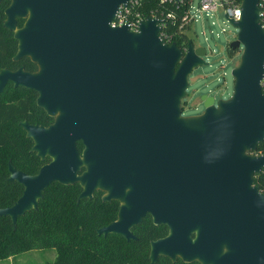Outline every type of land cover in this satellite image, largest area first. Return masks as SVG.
<instances>
[{
	"label": "water",
	"instance_id": "1",
	"mask_svg": "<svg viewBox=\"0 0 264 264\" xmlns=\"http://www.w3.org/2000/svg\"><path fill=\"white\" fill-rule=\"evenodd\" d=\"M130 1L11 0L4 27L19 43L14 60L29 58L38 71L3 70L0 96L9 83L34 91L54 122L20 123L31 152L50 162L32 176L9 162L8 181L24 191L0 217L16 228L52 184H79V202L103 192L104 201L121 203L118 220L99 236L130 242L148 214L169 228L151 244L153 264L160 256L264 264V193L255 185L264 171V154H256L264 143L261 0H242L240 20L229 21L238 30L229 48L243 49L233 97L216 104L204 95L205 113L194 118L182 117V100L190 76L208 65V49L168 44L158 18L137 32L113 27Z\"/></svg>",
	"mask_w": 264,
	"mask_h": 264
},
{
	"label": "trees",
	"instance_id": "2",
	"mask_svg": "<svg viewBox=\"0 0 264 264\" xmlns=\"http://www.w3.org/2000/svg\"><path fill=\"white\" fill-rule=\"evenodd\" d=\"M194 0L167 2L165 14L172 12L175 20L166 21L163 32L173 36L171 44L183 50L188 48V35L180 30L183 18ZM242 2V0H240ZM11 0L0 4V71L24 67L27 72L38 71L30 59L16 62L19 43L14 33L5 29V12ZM262 23L264 26V0H261ZM160 9V0L147 1L140 9L150 15L153 9ZM23 20H19L22 27ZM229 49V54L233 55ZM10 92V96L8 97ZM38 94L27 89H5L0 96V209L12 207L22 196L24 187L8 181L9 162L27 175H36L50 162L42 161L32 153L33 140L27 138L20 123L50 126L54 119L37 106ZM80 152L84 147L78 144ZM257 155L264 154V143L258 147ZM255 185L264 193V171L255 177ZM83 189L79 184L64 186L52 184L45 192L37 210L20 217L15 228L9 217H0V260H7L31 251L53 250L57 256L47 264H151L150 242L168 234L166 226H155L151 217L134 229L137 240L128 243L117 235L99 236L97 231L117 221L119 203L103 202V194L97 192L92 200H82ZM157 264L172 263L161 258Z\"/></svg>",
	"mask_w": 264,
	"mask_h": 264
},
{
	"label": "rangeland",
	"instance_id": "3",
	"mask_svg": "<svg viewBox=\"0 0 264 264\" xmlns=\"http://www.w3.org/2000/svg\"><path fill=\"white\" fill-rule=\"evenodd\" d=\"M216 1L221 3V0ZM199 3L200 0H194L193 6L198 8ZM24 23L23 20L22 24ZM188 26L190 28L187 35L196 47L202 46L208 49L205 59L208 65L198 68L190 76L187 97L182 100V117L194 118L205 113L202 101L204 95L214 97L216 104L233 97L235 81L232 72L240 66L243 49L233 51V55L229 54L230 43L235 41L238 30L227 21L223 10ZM56 256L57 253L53 250L31 251L7 260H0V264H47L53 262Z\"/></svg>",
	"mask_w": 264,
	"mask_h": 264
},
{
	"label": "built area",
	"instance_id": "4",
	"mask_svg": "<svg viewBox=\"0 0 264 264\" xmlns=\"http://www.w3.org/2000/svg\"><path fill=\"white\" fill-rule=\"evenodd\" d=\"M150 0H132L127 5H122L120 11L117 15L116 20L112 23L113 27H122L129 26L131 31L137 32L144 20L148 17L158 18L163 21L161 37L168 43L171 44L173 39L172 35H169L168 32H163L166 21L175 20L176 16L172 12L165 14L164 4L167 2H174L173 0H160V6L162 10L153 9L150 11V15H146L144 12H141L140 9L143 8L144 4ZM241 5L240 0H221V3H218L216 0H200L199 7L195 8L193 3L191 4L189 11L183 18L182 25L180 30L184 33H188L190 24H195L198 20L207 17H212L223 10V13L229 22L230 20L238 21L241 18ZM230 23V22H229ZM186 50V49H185ZM262 88L264 92V80L262 82Z\"/></svg>",
	"mask_w": 264,
	"mask_h": 264
},
{
	"label": "flooded vegetation",
	"instance_id": "5",
	"mask_svg": "<svg viewBox=\"0 0 264 264\" xmlns=\"http://www.w3.org/2000/svg\"><path fill=\"white\" fill-rule=\"evenodd\" d=\"M18 25H19V22H18ZM23 25H24V24H23ZM23 25H22V27H23ZM20 28H21V27H20ZM188 40H189V41H188L189 43H190V41H192V40L189 38V36H188ZM189 43H188V44H189ZM25 59H29V58H25ZM22 60H24V59H22ZM22 60H19V61H16V62H20V61H22ZM21 68H24V67H20V68H18V69H16V70L2 69V70L0 71V73H1L3 70H9V71H13V72H15V71H18V70L21 69ZM5 89H26V88H16V87L13 85V83H9V84L5 87ZM101 193L103 194V197H102L103 202H106V201H104L105 193H103V192H101ZM112 202H117V203H119V212H120V209H121V203H120L119 201H112ZM112 202H106V203H112ZM119 212H118V215H119ZM149 216L151 217L152 222H153V224H154L153 218H152V216L149 215V214L144 218V220H145L147 217H149ZM117 220H118V218H117ZM144 220H143V222H144ZM115 222H116V221H115ZM143 222H142L140 225H142ZM110 225H111V224H110ZM140 225H138V226H140ZM154 225H155V224H154ZM138 226H136V227H138ZM155 226H157V225H155ZM158 226H165V225H158ZM106 227H107V226H106ZM136 227H134V228L132 229V233H133L135 239L132 240V241H130V242L127 241L124 237H122V236H120V235H117V236H120V237L124 238L128 243L134 242V241L137 240V237H136L135 234H134V229H135ZM166 227H167V226H166ZM103 228H104V227H103ZM167 228H168V227H167ZM97 233H98V231H97ZM169 233H170V230H169V228H168V234H167L165 237L161 238V239H165L166 237H168V236H169ZM111 235H114V234H111ZM108 236H109V235H108ZM104 237H107V236H104ZM161 239L152 240V241L150 242L149 260H150V263H151V264H153V263H152V260H151V244H152V242H155V241H158V240H161ZM161 258H166V259L170 260L172 263H177V262L181 261V262H183L184 264H200L199 262L186 263V262H184V261H183L182 259H180V258H178V259L174 262V261H172L170 258H168V257H164V256H160L159 259H158V261H157L155 264H157V263L160 261Z\"/></svg>",
	"mask_w": 264,
	"mask_h": 264
}]
</instances>
